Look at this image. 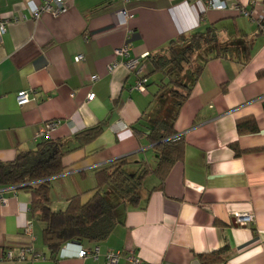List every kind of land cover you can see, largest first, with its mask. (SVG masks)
Returning <instances> with one entry per match:
<instances>
[{"label":"crops","instance_id":"crops-1","mask_svg":"<svg viewBox=\"0 0 264 264\" xmlns=\"http://www.w3.org/2000/svg\"><path fill=\"white\" fill-rule=\"evenodd\" d=\"M238 1L252 16L210 9L204 0H66L63 12L34 18L31 8L43 0H0V19L7 22L0 38V160L11 161L46 138L62 139L64 169L50 179L57 211L75 195L87 201L96 172L118 158H144L155 167L152 145L133 127L146 134L156 121L170 120L177 105L166 92L156 96L161 75H148L149 54L210 25L218 29L219 46L227 47L205 64L179 107L175 128L185 156L163 186L155 174L146 177L141 203L122 208L106 239L67 244L53 259L43 242L45 224L31 213V193L0 185V264H7L6 249L18 253L27 246L44 257L19 264H108L109 251L121 252L118 264H203L198 254L218 251L221 261L211 264H264V0ZM120 10L130 14L126 22ZM129 39V57L145 66L144 92L135 88L140 76L128 70L127 58L115 54ZM245 40L252 45L249 61ZM79 54L84 59L77 62ZM26 89L35 99L20 106L17 94ZM92 92L95 98L87 100ZM247 119L256 121V132L237 131L238 120ZM53 120L57 128L36 138ZM102 123L101 134L80 147L74 136ZM246 212L254 222L238 224L234 215ZM96 247L98 256H78Z\"/></svg>","mask_w":264,"mask_h":264},{"label":"trees","instance_id":"trees-1","mask_svg":"<svg viewBox=\"0 0 264 264\" xmlns=\"http://www.w3.org/2000/svg\"><path fill=\"white\" fill-rule=\"evenodd\" d=\"M218 33L216 25H210L205 30L181 34L148 55L152 67L148 75H161L156 96L166 92L176 99L177 105V112L170 120L156 121L148 126V133L144 134L136 125L133 127L134 135L139 139L144 137L152 145L155 167L144 158L133 160L131 155L118 158L96 172L97 187L87 201H83L82 195H75L69 198L66 209L57 211L52 208L50 179L64 169L62 161L66 150L62 139L46 138L32 150L18 151L11 161L0 160V185L26 189L31 193V213L45 224L43 242L53 259H57L62 247L67 244L97 243L109 237L119 222L122 208L141 203L146 177L155 174L161 181L160 186H163L170 169L183 159L185 141L183 136L176 137L179 134L175 120L179 107L191 95L205 64L211 58L227 54V47L219 46ZM244 45L245 61H249L252 45L249 40H245ZM198 54H201V60ZM188 71L191 82L184 78ZM237 126L240 133L256 132L258 129L254 119L238 120ZM104 127L102 123L79 131L74 137L81 147L100 135ZM198 255L203 264L221 261L219 251Z\"/></svg>","mask_w":264,"mask_h":264},{"label":"built area","instance_id":"built-area-1","mask_svg":"<svg viewBox=\"0 0 264 264\" xmlns=\"http://www.w3.org/2000/svg\"><path fill=\"white\" fill-rule=\"evenodd\" d=\"M66 0H43V3L39 4V5H35L31 8V14L32 17L34 18H39V16L44 13V12H50L53 14H59L61 12H63V9L65 7V2ZM124 2H127V0H123ZM207 8L210 9H215V10H226L227 8H232L235 9L238 13L240 14H244L247 16H252L253 11L250 10L249 8H247V6L245 4H241L238 0H204ZM127 10H120L118 13L120 14L122 21L126 22L127 18L130 17V14L127 13ZM260 22V26L262 28V32H264V18H260L259 19ZM7 29V22H5L4 20L0 19V38H3V35L6 33ZM131 46V40H127V42L115 49V54L116 55H120L123 58H127L126 61H124L126 67L128 68L129 71L131 72H135V74L139 75V79L136 82L135 88L144 92L146 91V86L145 83V78L142 76V72H144L145 70V66L141 61V58L139 57H133L130 58L129 57V48ZM84 59V56L82 54H79L77 56H75V61L80 62ZM113 63V62H112ZM117 62L114 61V63L112 65L109 66V71H113V69L115 68ZM97 78V77H96ZM96 96V94L94 92L91 93V95L88 96L87 100H92L94 99ZM34 90L31 89H26V90H19L18 94H17V103L20 106H23L25 104H27L28 102L30 103V101L34 100ZM59 124L58 121H48L46 122L41 129L37 132L36 138H38L39 136H41L44 133H48L51 130H54L55 127L57 128V125ZM182 135H178L176 137H179ZM6 199L2 198V202L6 203ZM254 214L251 212H246V213H236L234 215L235 217V221L238 224H251L254 222ZM32 231V225L31 222H29V224H27L26 226V232L31 234ZM95 255L98 256L100 254V248L96 247L95 249H93L92 251L87 250V249H81L78 252V256L83 258L86 257L88 255ZM43 254L37 252L34 248V246H27L24 249H20V251L18 253H15L13 250L11 249H6L4 251L3 257L2 259L4 261H6L5 263L7 264H19V262H32V261H36L39 260L41 258H43ZM121 257V252L120 251H109L106 254V258L108 264H118L119 260ZM134 264H143L141 262L140 259H134Z\"/></svg>","mask_w":264,"mask_h":264},{"label":"rangeland","instance_id":"rangeland-1","mask_svg":"<svg viewBox=\"0 0 264 264\" xmlns=\"http://www.w3.org/2000/svg\"><path fill=\"white\" fill-rule=\"evenodd\" d=\"M199 56L201 55V54H198ZM199 59L201 60V56L199 57ZM190 75V72L188 71V72H186V76H189Z\"/></svg>","mask_w":264,"mask_h":264},{"label":"water","instance_id":"water-1","mask_svg":"<svg viewBox=\"0 0 264 264\" xmlns=\"http://www.w3.org/2000/svg\"><path fill=\"white\" fill-rule=\"evenodd\" d=\"M77 244L79 243V242H76Z\"/></svg>","mask_w":264,"mask_h":264}]
</instances>
